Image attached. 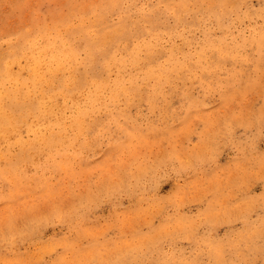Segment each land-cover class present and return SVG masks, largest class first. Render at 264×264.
<instances>
[{
  "label": "rangeland",
  "instance_id": "374dc122",
  "mask_svg": "<svg viewBox=\"0 0 264 264\" xmlns=\"http://www.w3.org/2000/svg\"><path fill=\"white\" fill-rule=\"evenodd\" d=\"M0 57V264H264V0H0Z\"/></svg>",
  "mask_w": 264,
  "mask_h": 264
},
{
  "label": "bare ground",
  "instance_id": "6f19581e",
  "mask_svg": "<svg viewBox=\"0 0 264 264\" xmlns=\"http://www.w3.org/2000/svg\"><path fill=\"white\" fill-rule=\"evenodd\" d=\"M95 19V18H94ZM93 22H96V20L95 21H93ZM98 22V21H97ZM123 26V25H122ZM119 27V26H118ZM84 29V28H83ZM122 29V28H121ZM123 30V29H122ZM79 31H80V29H79ZM116 31V30H115ZM114 31V32H115ZM124 31V30H123ZM85 32V31H84ZM83 33V32H82ZM95 33H97V32H95ZM94 33V34H95ZM109 33V32H108ZM41 34V33H40ZM85 34H86V32H85ZM84 34V36H86ZM92 34V33H91ZM39 35V34H38ZM99 35V34H98ZM103 35V37H104V34H102ZM101 35V36H102ZM37 36V35H36ZM42 36H43V34H42ZM92 36H93V34H92ZM91 36V37H92ZM96 36V38H98L99 36H97V35H95ZM106 36H107V34L105 35V38H106ZM109 36V35H108ZM87 37V36H86ZM90 38V37H89ZM88 38V39H89ZM95 37H94V39H95V41L97 40ZM27 40L28 39H30L29 37L28 38H26ZM40 39V38H39ZM88 39H86L87 41H88ZM94 39H91V42H92V40L94 41ZM24 40V39H23ZM38 40V39H37ZM41 40V39H40ZM46 40V39H45ZM110 39L108 38V41H109ZM30 41H31V39H30ZM43 41V40H42ZM102 41H103V39H102ZM102 41H101V43H102ZM105 41H107V40H105ZM105 41L103 42V44L105 43ZM24 42H25V40H24ZM28 42V41H27ZM90 42V43H91ZM99 42H100V40H99ZM42 43V42H41ZM40 43V44H41ZM94 43V42H93ZM36 44H37V42H36ZM58 44V43H57ZM67 44V43H66ZM88 44V43H87ZM86 44V45H87ZM99 45V44H98ZM97 45V46H98ZM40 46V45H39ZM90 46V45H89ZM31 47V46H30ZM99 47V46H98ZM98 47L96 48V47H94V48H96L97 50H100V49H98ZM59 48H60V46H59ZM64 48V47H63ZM88 48V47H87ZM86 48V49H87ZM31 49V48H30ZM60 49H62V48H60ZM95 49V50H96ZM21 50V49H20ZM94 50V49H93ZM96 50V51H97ZM33 51V50H32ZM31 51V52H32ZM57 51H58V48H57ZM65 51V50H64ZM87 51V50H86ZM95 51V52H96ZM103 51H104V48H103ZM54 52V51H53ZM62 52V51H61ZM88 52H90L89 51V48H88ZM88 52H86V53H88ZM47 53H48V51H47ZM84 53H85V51H84ZM85 53V54H86ZM91 53V52H90ZM28 54V53H27ZM26 54V55H27ZM84 54V55H85ZM89 54V53H88ZM92 54V53H91ZM94 54V53H93ZM19 55V54H18ZM48 55V54H47ZM71 55H73V54H71ZM53 56H56V60L57 59H59V58H61V57H64V55L62 56L60 53H58V52H56V55H51V57H53ZM10 57H12V56H10ZM9 57V58H10ZM18 57V56H17ZM22 57H24L25 58V56H22ZM32 57V56H31ZM89 57V56H88ZM93 57L94 56H92L91 55V58L93 59ZM1 58V57H0ZM18 58H21L20 56L18 57ZM33 58V57H32ZM91 58H89V59H91ZM13 59H14V57H13ZM29 60H31L30 58H28ZM81 59V58H80ZM80 59H78V60H80ZM22 60V59H21ZM94 60V59H93ZM92 60V61H93ZM9 61V60H8ZM16 61V60H15ZM14 60H13V62H15ZM81 61V60H80ZM85 61V60H84ZM12 62V63H13ZM17 62H19V60L17 61ZM82 62H83V60H82ZM3 63V62H2ZM1 63V64H2ZM29 63V62H28ZM73 63V62H72ZM85 63H87V62H85ZM90 64H91V62H89ZM7 64H10L9 62L7 63ZM16 64H18V63H16ZM3 65V64H2ZM5 65V64H4ZM19 65V64H18ZM28 65H30V64H28ZM1 66V65H0ZM10 66V65H9ZM20 66H22V65H20ZM27 66V65H26ZM87 66H88V64H87ZM23 67V66H22ZM25 67V66H24ZM28 67V66H27ZM27 67H25V68H27ZM4 68V67H3ZM6 68V67H5ZM4 68V69H5ZM10 68H11V66H10ZM19 68V67H18ZM74 68V67H73ZM29 69V68H28ZM0 70H2L1 68H0ZM9 70V68L6 70L7 71V73H8V77L11 75V73L13 72L11 69H10V71H8ZM20 70V69H19ZM23 70H26V69H23ZM31 70V69H30ZM12 71V72H11ZM1 72V71H0ZM5 72V71H4ZM17 72V71H16ZM15 72V73H16ZM20 72H21V70H20ZM20 72H18L19 73V75L21 76V74H20ZM63 72V71H62ZM71 72V71H70ZM17 73V74H18ZM170 73V72H169ZM1 74V73H0ZM2 74H4V73H2ZM13 74H14V72H13ZM53 74V73H52ZM58 74H60V73H58ZM67 74V73H66ZM84 74V73H83ZM30 75H31V77L32 78H37V79H39L40 77H41V73L39 72V69H34L33 68V70H31V73H30ZM30 75H29V77H30ZM47 75V74H46ZM78 75V74H77ZM82 75V74H81ZM1 76V75H0ZM47 76H50V75H47ZM61 76V75H60ZM71 76V75H70ZM86 76V75H85ZM4 77V76H3ZM22 77V76H21ZM29 77H28V79H29ZM64 77V76H63ZM83 77V76H82ZM25 78H27V77H25ZM52 78V80H53V77H51ZM60 78H62V77H60ZM58 81V80H57ZM56 81V82H57ZM50 82H51V80H50ZM55 82V81H54ZM53 82V83H54ZM77 82V81H76ZM86 82V81H85ZM29 83V82H28ZM78 83V82H77ZM98 83V82H97ZM55 84V83H54ZM62 85V84H61ZM57 87V86H56ZM68 87V86H67ZM71 87V86H70ZM52 88V87H51ZM70 89V88H69ZM20 92H22V91H20ZM20 92H19V89H17V88H14V89H7V88H5V87H3V86H0V116L2 117V124H3V128H2V136L3 137H5L9 132H12L13 130H15L16 129V122H18V121H21L22 119H20L19 120V118H23L24 117V114H25V112L27 111V110H29V109H34V106H33V103H27V102H25L24 101V97L23 98H21L20 97V99H19V96H21L20 95ZM23 93V92H22ZM130 93V92H129ZM40 94V93H39ZM135 94V93H134ZM75 95V94H74ZM23 96V95H22ZM6 98H8V100H9V102H4V99L6 100ZM64 99V98H63ZM47 102V101H46ZM51 102V101H50ZM50 102H49V104H50ZM48 106V105H47ZM82 106V105H81ZM84 110V109H83ZM80 111V110H79ZM78 111V112H79ZM81 113V112H80ZM1 117H0V119H1ZM88 118V117H87ZM20 127V126H19ZM42 128V127H41ZM1 136V135H0ZM13 140H15V139H13ZM4 147V146H3ZM3 158V157H2ZM0 159H1V157H0Z\"/></svg>",
  "mask_w": 264,
  "mask_h": 264
}]
</instances>
